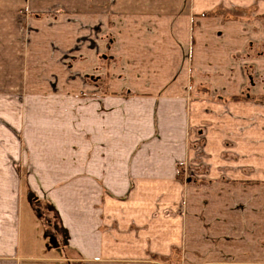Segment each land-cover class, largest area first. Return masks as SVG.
<instances>
[{"label":"crops","instance_id":"0c3cea01","mask_svg":"<svg viewBox=\"0 0 264 264\" xmlns=\"http://www.w3.org/2000/svg\"><path fill=\"white\" fill-rule=\"evenodd\" d=\"M260 18L264 0H0V264L195 261L173 214L185 196L181 163L264 197V104L232 99L246 93L249 64L264 76V56L249 55L264 44ZM26 19L27 53L49 54L48 70L66 73L56 76L64 97L80 102L63 158L26 159L19 140L24 61L9 53L26 51L19 35L9 50L3 28ZM252 89L264 96V83ZM26 166L53 219L26 205Z\"/></svg>","mask_w":264,"mask_h":264},{"label":"rangeland","instance_id":"374dc122","mask_svg":"<svg viewBox=\"0 0 264 264\" xmlns=\"http://www.w3.org/2000/svg\"><path fill=\"white\" fill-rule=\"evenodd\" d=\"M260 19L264 21V18ZM4 24L3 29L9 33L7 38L10 41L9 50L16 49L15 41L19 35L18 45L24 47L26 51L23 55L9 53L12 63L16 64L22 59L24 61L25 102L21 103L24 104L25 119L24 132L23 135L19 134V140L25 145V157L63 158L65 143L69 142L70 137V127L67 124L70 117L73 118L74 125L78 129L80 127L77 122L81 117L80 109L76 107L80 106V102L64 97L63 87L56 76L61 80V77H67L66 73L58 65L57 70H48L49 54L27 53V50L33 49L30 46L33 37L29 33L28 20ZM1 39L5 40L6 37L2 36ZM249 55L254 63L263 60L264 44L252 43ZM245 70L249 75L246 93L232 99L241 100L249 97L253 104H264V96L254 95L252 89L256 84L264 83V76L259 75L261 72L256 64H249ZM105 89L108 91L106 86ZM16 90L17 88H11L13 93ZM107 91L105 93L109 94ZM77 137L80 141V133ZM122 147L125 151L128 145ZM28 168L29 166H26L24 173L26 205L34 208L31 211L35 219L39 206L46 218L53 219L54 204L49 198H41L30 187L27 182ZM206 172V165L192 166L186 163L178 165L177 176L185 186V196L182 202L180 200L175 205L178 210L173 214L184 218V255H197L195 261H185L184 264H246L242 261L243 257L250 261L248 264H264V197L261 195V189L255 188L251 183H242L243 180L240 179L232 182L208 181L202 178ZM259 186L261 188L262 185ZM262 188L264 189L263 186ZM36 236L38 239H45V230L40 227ZM49 241L53 243V239ZM167 264L178 263L173 260Z\"/></svg>","mask_w":264,"mask_h":264},{"label":"trees","instance_id":"16d2710c","mask_svg":"<svg viewBox=\"0 0 264 264\" xmlns=\"http://www.w3.org/2000/svg\"><path fill=\"white\" fill-rule=\"evenodd\" d=\"M57 230V229H56Z\"/></svg>","mask_w":264,"mask_h":264}]
</instances>
